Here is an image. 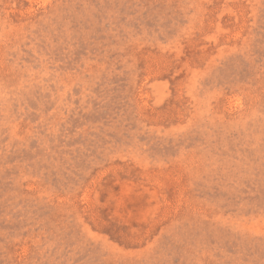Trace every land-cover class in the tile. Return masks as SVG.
<instances>
[{
	"label": "rangeland",
	"instance_id": "374dc122",
	"mask_svg": "<svg viewBox=\"0 0 264 264\" xmlns=\"http://www.w3.org/2000/svg\"><path fill=\"white\" fill-rule=\"evenodd\" d=\"M0 264H264V0H0Z\"/></svg>",
	"mask_w": 264,
	"mask_h": 264
}]
</instances>
